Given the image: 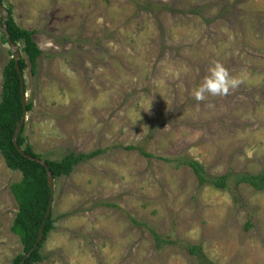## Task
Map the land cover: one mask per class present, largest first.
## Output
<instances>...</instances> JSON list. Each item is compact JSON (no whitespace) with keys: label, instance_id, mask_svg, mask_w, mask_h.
I'll list each match as a JSON object with an SVG mask.
<instances>
[{"label":"rangeland","instance_id":"374dc122","mask_svg":"<svg viewBox=\"0 0 264 264\" xmlns=\"http://www.w3.org/2000/svg\"><path fill=\"white\" fill-rule=\"evenodd\" d=\"M3 4L42 50L33 71L18 42L32 150L52 160L99 150L55 180L37 264H199L189 243L216 264H264V190L234 177L228 189L201 185L177 161L211 175L264 169V0ZM12 57L0 28V101ZM214 60L243 83L197 102ZM21 178L0 152V264L23 252L10 188Z\"/></svg>","mask_w":264,"mask_h":264},{"label":"trees","instance_id":"16d2710c","mask_svg":"<svg viewBox=\"0 0 264 264\" xmlns=\"http://www.w3.org/2000/svg\"><path fill=\"white\" fill-rule=\"evenodd\" d=\"M1 1L3 2L4 0ZM7 9L9 11L8 19L5 21L7 30L14 42L24 43L22 50L28 56L31 69L34 71L37 67L38 57L42 54V50L33 39L34 31L18 25L12 15V9ZM1 22L0 17V25ZM1 39L4 43H7L2 29ZM19 66L22 72H24L27 60L23 55L19 59ZM3 73L4 79L0 101V152L9 168L22 173V178L10 186L18 205L12 231L20 237L23 246V252L13 259V264H21V262L23 264H37L45 258L41 253V248L49 233L55 227L51 210L44 224L43 238L36 245L42 222L49 208L51 188L48 181L47 168L38 160L29 157L42 158V155L32 150V145L27 141V137L24 136L25 123L17 138V143L22 150L17 147L14 140V134L22 118L24 108L21 93V78L14 57L9 60ZM31 109L32 103L29 102L27 103V110ZM135 148L137 147L133 145L127 146V149ZM98 152L99 150L88 153L72 152L65 155L61 160H44L53 172L56 180L59 177L70 175L75 165L96 156ZM141 153L152 156L151 153L143 151ZM160 158L170 161L166 157ZM177 161L179 165H188L201 185L208 183L216 188L228 189L230 178L234 177L236 183H248L256 190H264V169L257 172H238L235 174L227 172L221 175H211L208 173L205 165L194 158H183ZM145 225L148 224L145 223ZM153 232L157 242L163 239L160 234L155 231ZM168 242L171 243L172 241ZM158 245L157 248L164 246V244L161 245L160 243ZM188 249L190 254L198 259L199 264H216L207 256L201 243H189Z\"/></svg>","mask_w":264,"mask_h":264},{"label":"clouds","instance_id":"9594fccd","mask_svg":"<svg viewBox=\"0 0 264 264\" xmlns=\"http://www.w3.org/2000/svg\"><path fill=\"white\" fill-rule=\"evenodd\" d=\"M242 83L243 81L233 76L222 62L214 60L208 69V75L203 78L198 87L192 90L191 95L197 102H206L209 96L224 97L229 95Z\"/></svg>","mask_w":264,"mask_h":264},{"label":"water","instance_id":"95a60500","mask_svg":"<svg viewBox=\"0 0 264 264\" xmlns=\"http://www.w3.org/2000/svg\"><path fill=\"white\" fill-rule=\"evenodd\" d=\"M8 16H9V11L5 7L3 2L0 0V17H1V20H2L0 28L3 30V32L5 34L7 43L9 45V47H10V51L13 54V57H14L15 62H16L17 70H18V72L20 74V78H21V93H22V101H23L24 108H23V115H22L21 121L19 122V124H18V126L16 128V131H15V134H14V140H15V143H16L17 147L20 150H22L21 147L17 143V138H18L19 132L21 130V127H22L23 123H25V120H26V117H27V112H28V110H27V96L25 94V92H26L25 91V80L23 79V76H22L23 72H22V70H21V68L19 66V59L21 58L22 53L20 51L19 44L12 40V38H11V36H10L8 30H7V25H6L5 21L8 19ZM29 157L32 158V159L38 160L39 162H41L47 168L48 181H49L50 188H51L50 204H49V208L47 210L46 216H45V218H44V220L42 222V225H41V228H40V231H39V235H38L37 242H36V245H37L43 238L44 224H45V222H46L47 218L49 217L50 212L52 210L53 194H54V189H55V177H54L53 172L49 168L47 162L43 158H34L32 156H29ZM21 264H23V262H21Z\"/></svg>","mask_w":264,"mask_h":264},{"label":"bare ground","instance_id":"6f19581e","mask_svg":"<svg viewBox=\"0 0 264 264\" xmlns=\"http://www.w3.org/2000/svg\"><path fill=\"white\" fill-rule=\"evenodd\" d=\"M22 128V127H21ZM28 141V140H27Z\"/></svg>","mask_w":264,"mask_h":264}]
</instances>
